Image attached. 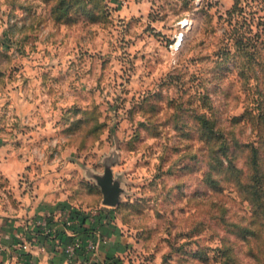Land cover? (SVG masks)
Here are the masks:
<instances>
[{"label": "rangeland", "instance_id": "obj_1", "mask_svg": "<svg viewBox=\"0 0 264 264\" xmlns=\"http://www.w3.org/2000/svg\"><path fill=\"white\" fill-rule=\"evenodd\" d=\"M234 2L0 0V134L98 233L73 264H264V47L231 41L264 0Z\"/></svg>", "mask_w": 264, "mask_h": 264}, {"label": "crops", "instance_id": "obj_2", "mask_svg": "<svg viewBox=\"0 0 264 264\" xmlns=\"http://www.w3.org/2000/svg\"><path fill=\"white\" fill-rule=\"evenodd\" d=\"M5 140L0 134V264H68L63 246L75 236L83 235V224L75 219L72 226H64L66 214L61 209L68 207L42 193L45 179L36 182L32 186L35 192L30 194L31 186L26 189L20 177L23 171L32 172L27 171L20 153L9 149ZM99 217L100 214L95 217L97 222ZM41 219L47 221L52 234H43L38 225L31 223ZM22 233L34 244L24 249L20 239ZM106 254V251L100 253L101 256Z\"/></svg>", "mask_w": 264, "mask_h": 264}, {"label": "trees", "instance_id": "obj_3", "mask_svg": "<svg viewBox=\"0 0 264 264\" xmlns=\"http://www.w3.org/2000/svg\"><path fill=\"white\" fill-rule=\"evenodd\" d=\"M238 9V0H235L233 7L228 10V14H231L234 10ZM247 31L246 33L240 30V27H235V25L232 28V31H235V33L231 36V41L233 42V46L238 51H243V53H250L254 54L255 49H259V47H264V27H260L259 24L256 25V27H251L250 24H247ZM253 49V50H252ZM248 55V54H247ZM210 129H214V127H210ZM251 156H250V164L251 168L253 164H256L258 155H259V147L251 145ZM259 174H262V177L264 178V171H259ZM253 183H247L246 187L248 189L253 190L256 186L253 185L255 182L252 180ZM255 186V187H254ZM254 187V188H253ZM261 188V187H260ZM247 199L250 200L253 203L257 202V199L254 196V191H252L251 195H246ZM69 214L72 218H79V221L81 224L84 221H87V215L85 214L84 209H81L79 207L75 206H69ZM87 229H84L83 232H87Z\"/></svg>", "mask_w": 264, "mask_h": 264}, {"label": "built area", "instance_id": "obj_4", "mask_svg": "<svg viewBox=\"0 0 264 264\" xmlns=\"http://www.w3.org/2000/svg\"><path fill=\"white\" fill-rule=\"evenodd\" d=\"M67 214L64 217V226L68 228L69 225L72 224L73 220L69 214V211H66ZM33 225H38L41 229L42 233L45 235L52 234V229L47 225V221L44 219L36 220L31 222ZM87 235V236H86ZM85 239L75 236L70 242L63 246V251L65 252L68 260V264H73L71 261L74 258V255L77 251L84 250L87 254L96 255L97 253V246H98V233H96L93 229H88L85 234ZM21 246L25 249L27 245H33L34 241L32 239L26 238V235L22 233L21 235ZM79 264H89L87 261H82Z\"/></svg>", "mask_w": 264, "mask_h": 264}, {"label": "water", "instance_id": "obj_5", "mask_svg": "<svg viewBox=\"0 0 264 264\" xmlns=\"http://www.w3.org/2000/svg\"><path fill=\"white\" fill-rule=\"evenodd\" d=\"M101 190H102V201L107 205H115L119 201V194L121 188L119 184L113 182V178L110 175L104 176L100 180Z\"/></svg>", "mask_w": 264, "mask_h": 264}]
</instances>
